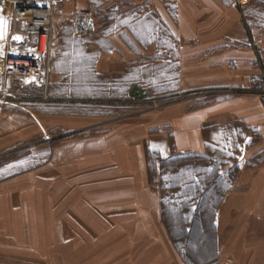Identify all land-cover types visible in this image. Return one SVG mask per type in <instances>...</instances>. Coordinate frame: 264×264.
I'll list each match as a JSON object with an SVG mask.
<instances>
[{"label":"crops","instance_id":"0c3cea01","mask_svg":"<svg viewBox=\"0 0 264 264\" xmlns=\"http://www.w3.org/2000/svg\"><path fill=\"white\" fill-rule=\"evenodd\" d=\"M124 1L135 4L141 24L150 16L157 32L163 21L178 39L173 49L179 55L163 58L168 68L146 76L152 90L168 96L212 88L220 92L182 108L154 110L150 120L105 124L96 133L77 135L85 130L80 122L57 113L55 126L71 135L35 144L28 140L47 132V117L37 116L29 103L0 102V264H110L118 257L119 264H188L162 221V194L149 173L148 156L207 155L223 148L221 141L229 148L231 138L225 140L224 134L232 137L235 126L238 133L253 132L262 141L250 146L254 141L247 144L249 136L241 142V169L217 210L215 264H234L236 258L264 264V238L250 240L241 233L252 217L264 216V95L239 94L264 87V0H254L244 10L234 0ZM0 17L5 22L2 44L10 25L8 11ZM54 26L61 37L62 24L54 20ZM118 36L108 35L115 51L105 52L104 60L136 62L138 70L144 64L161 65L153 58L161 54L160 46L139 45L140 55ZM140 79H145L143 73L138 87ZM50 92L53 99L61 97L58 88ZM215 133L221 134L219 144L213 141ZM11 149L29 152L5 162ZM226 170L223 174L230 168ZM232 220L235 230L224 242L221 231Z\"/></svg>","mask_w":264,"mask_h":264},{"label":"rangeland","instance_id":"374dc122","mask_svg":"<svg viewBox=\"0 0 264 264\" xmlns=\"http://www.w3.org/2000/svg\"><path fill=\"white\" fill-rule=\"evenodd\" d=\"M253 1L254 0H251L250 3L252 4ZM166 7L169 11H173L172 5H167ZM239 7L241 10H244L245 6ZM127 9L129 10L126 11ZM4 10L5 13H7V11L9 13L8 5L2 3L0 4V12ZM67 10L69 11V16L65 19V12ZM79 11L89 14L92 21V27L88 32L77 33L73 29V19L75 14ZM54 18L53 25L54 20L55 22L58 20L59 23L62 24L63 30L62 36L60 37L59 32L55 29L58 39L55 45L51 83L46 95L48 98L46 99L43 97L45 96L44 90L36 89L31 86H25L24 88L18 86L13 89L17 100H12V102H23L24 104L29 103V105H31L30 109L35 112L37 116L47 117V121L44 123L47 127V135H45L46 133H44V135L47 137L38 133L29 139L28 143L31 142L32 144H35V142H41L44 138L48 140L63 139L71 135L69 133L64 134V131L62 130L63 127L57 128V126H55L56 123L52 118L57 113H63L69 117L72 115L80 122L78 127L85 130L79 131V133H76L77 135L85 132L88 133L91 130L96 133L99 132V130H103L105 124L109 125L120 121H127L132 118L150 120L152 114L157 110L174 106L182 108V106L189 104L191 101L197 100L196 102H199V99L202 97H213L220 92L218 89L212 88L206 91L199 90L203 92L198 95H191L190 93L179 95L175 93V95L171 94L168 96L160 94L154 89L152 90V83L148 79L146 80V76H152L153 71L156 72L157 69L162 71L168 68L166 67V64L163 63L168 61L163 58L168 57L166 55H179V53H175V49H173L175 46L178 47V39L172 34V31L168 29L163 21H160L161 24H159V30L157 32L155 31L156 25L154 24V27H152L153 24L150 16L147 18L144 17L143 24H141V21L139 22L138 20L134 3L131 4L124 0H63L57 5ZM105 23L108 24L105 25ZM111 33H118L120 37L118 36L116 39H123L125 43L131 47V50H133L134 53L140 55H142V52L138 49L139 45L149 46L153 44L160 46L161 54L155 53L153 58L155 63L161 62V65L152 68L151 64H144L141 67V70H138L133 67L134 65L136 68L140 67V65L139 67L136 66V62L128 64L125 62H114V59H112V62L104 60L105 52H109L110 49L115 51L112 42L107 38ZM254 42L257 45V42L254 41V38L251 36L250 45L253 48L257 47ZM163 47L166 48L163 49ZM168 47H170L169 50H167ZM137 50L140 52H137ZM116 54L118 56H124L122 53L119 54L116 52ZM157 56H159V58H157ZM106 61L109 65L107 69L103 68ZM151 61H148V63H151ZM173 63L174 62H172V64ZM141 73L144 74L145 79L143 81L141 79L138 81L139 88L137 80ZM120 86L126 87L127 96L125 98L119 92ZM52 87L58 88V93L61 97L53 99L50 96ZM106 87H108V91L105 90ZM239 94H251L255 96L264 95V87L261 89L249 90L248 92H239ZM111 99L113 101H110ZM64 123L67 122L64 121ZM232 129L234 130L232 137L230 133L224 134L225 140L231 138L229 148L227 141H221V146H223V148H220L217 151L211 150L210 153L208 152L207 155H204L207 157L209 156L211 160H215L221 169L220 176L225 178L224 183L230 187L236 179V174L239 173V170L241 169L240 165L239 167L237 166V163L240 162V154L243 151L241 142L245 141L244 139H247L249 136H252V138L247 144L254 141L250 146H254L259 140L260 142L262 141L260 136L254 137L255 133L253 132L250 135H247L241 131L238 133L240 128L238 129L237 126L232 127ZM220 139L221 134L215 133L213 141L217 140L219 144ZM251 150L254 152L256 149L252 148ZM28 152L29 151H26L25 153H14V150L11 149L9 150V154L11 155L7 156L9 158L5 162H9L13 158L17 159ZM186 156L191 155H178L172 158L180 159ZM161 158L163 157L161 156ZM259 158L262 157H255V160ZM190 161L191 167L196 171H209V168H202L205 166L201 163V159L192 158ZM1 162L4 161L1 160ZM247 163L248 162H246L245 165H247ZM232 165L234 166L231 167ZM229 168L230 170L223 174V171L226 169L228 170ZM157 185L159 190H161V186L163 185H167L166 188L168 187V184H164L163 181H159ZM228 192H225L222 197L223 200L218 209L224 204ZM161 194L167 202L172 199L176 200V197L171 196L169 190H164ZM177 194L178 193L176 192V195ZM218 214L217 211L214 213L213 221L215 225V222L217 221V223H219L221 218H218ZM254 217H252L249 222V228L241 230V233L250 240H262L264 238V216L261 214ZM234 224V220L225 223V226L223 227L224 230L221 231V239L224 242H226L232 235L233 229L235 230V226H233ZM213 234L214 232L212 233V236ZM176 246L180 251L178 252L182 254L183 245L181 244V246H179V244L176 243ZM256 246L260 248L259 245ZM214 248L215 244H213V249ZM210 259L211 263L209 264H213V261L216 262L217 256L215 258V255H213ZM185 260L188 264H191L189 260ZM118 261H120V257L110 264H119ZM234 264H243V261H238L236 258ZM250 264L255 263L250 261Z\"/></svg>","mask_w":264,"mask_h":264},{"label":"trees","instance_id":"16d2710c","mask_svg":"<svg viewBox=\"0 0 264 264\" xmlns=\"http://www.w3.org/2000/svg\"><path fill=\"white\" fill-rule=\"evenodd\" d=\"M148 157L153 183L163 181L168 184L167 188V185L161 186V192L169 190L171 196L176 197V200L167 202L162 195V221L170 237L179 246L183 245L185 259L192 264L211 263L210 258L217 255V248L213 249V244L217 245L214 213L225 192L231 188L220 176V167L214 159L204 155L164 159L159 154L150 153ZM192 158L201 159L205 166L202 168H209V171L192 168Z\"/></svg>","mask_w":264,"mask_h":264},{"label":"built area","instance_id":"2783aa9c","mask_svg":"<svg viewBox=\"0 0 264 264\" xmlns=\"http://www.w3.org/2000/svg\"><path fill=\"white\" fill-rule=\"evenodd\" d=\"M53 1V5H52ZM63 0H0L9 7V29L0 44V102L14 99L13 89L31 86L47 90L51 83L55 45L58 39L53 18L56 7ZM239 6L251 0H234ZM89 14L79 11L73 19L77 33L91 30ZM20 36L16 40L13 37ZM32 97V96H30Z\"/></svg>","mask_w":264,"mask_h":264},{"label":"snow or ice","instance_id":"6c2138e0","mask_svg":"<svg viewBox=\"0 0 264 264\" xmlns=\"http://www.w3.org/2000/svg\"><path fill=\"white\" fill-rule=\"evenodd\" d=\"M4 24H5V22L3 21V18L0 17V28H2ZM2 36H3V31L0 30V38H2ZM13 39L20 40V39H22V37L16 36V37H13Z\"/></svg>","mask_w":264,"mask_h":264}]
</instances>
